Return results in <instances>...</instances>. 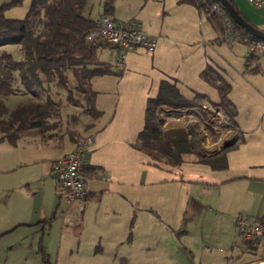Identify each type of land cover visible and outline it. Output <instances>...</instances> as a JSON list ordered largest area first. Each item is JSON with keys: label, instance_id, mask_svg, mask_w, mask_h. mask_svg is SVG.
Returning a JSON list of instances; mask_svg holds the SVG:
<instances>
[{"label": "rangeland", "instance_id": "374dc122", "mask_svg": "<svg viewBox=\"0 0 264 264\" xmlns=\"http://www.w3.org/2000/svg\"><path fill=\"white\" fill-rule=\"evenodd\" d=\"M3 1L0 0V3ZM104 1L87 0L84 12L89 13L91 17L99 16L103 13ZM29 2L30 0H23L20 4L12 5L3 12L6 16L22 17L26 13ZM113 4L114 8L108 12L109 15L126 19L135 14L141 17L146 25L150 19L158 22L166 21L170 31L179 38L189 37L193 33L203 32L204 34L212 31L211 21L206 13L191 2L113 0ZM7 48L14 53L15 57L20 56L21 51L18 45H10ZM114 53H116L115 49L107 45L97 49V58L112 62L115 73L93 75L91 78V84L96 88L100 86V93H102L97 103L98 107L105 109L101 120L110 119L111 121L105 131L101 132L98 128H94L90 115L83 113L80 106L65 100V89L54 84V94L62 99L58 126L43 135L30 129L17 145L7 141L0 142V264H41V257L37 252L40 238L55 264H247L255 262V252L243 250L245 245L240 242L233 250L234 256L229 254V247L224 241L228 230L226 215L215 213L211 209L207 211L204 205L198 202L200 208H196L192 213L186 197L182 199V195L192 193L204 203L207 202L206 199H210L209 195L207 196L200 186L191 187L189 191L187 185L182 187L179 182L172 179L179 176L183 179H200L206 177L204 172L206 169L197 167L195 177L186 170L179 173L175 169L176 165L167 160L166 156L164 157L165 154L140 147L139 131L145 122L147 99L145 93L141 97L139 85L145 66L140 62L130 63V59L127 58V66L121 72L120 68L113 63ZM229 76L235 78L233 71L230 70ZM244 89H247L244 92L247 95L243 101L239 99L236 109L239 110V114L248 115L250 109L256 108L260 102H264V99L253 94L256 91L247 83H237L234 93ZM29 97V93L16 94L7 99V104L14 107L17 102ZM211 108L204 116L205 118L201 117L199 122L196 121L200 128L198 125L194 127L197 132H205L208 141L217 148L200 150L197 153L199 156L220 149L225 141L230 140L223 138L221 140V132L225 131L224 123L222 124L216 117L215 106ZM244 115L242 117L246 118ZM4 116L7 115L4 114ZM125 117L132 123V132H126L121 127ZM90 133L95 137L96 144L101 141V144L95 147L93 144L88 146L89 155L92 153V161H97L101 155V158H107L105 161L110 164L108 157L113 153L110 154L108 143L115 141L113 152L120 158V162L117 164L112 162L110 166L112 169L114 168L123 177L126 176V179L135 180L139 172L138 165L147 162L149 183L151 177L157 179L153 180L158 183L157 185H148L149 191L146 196L148 204L156 211L152 215L143 208L144 204L141 201L134 228L130 224L134 214L131 216V213L124 209L120 210L116 217H111L107 213L106 215L101 212L96 214L95 207L90 206V214H86L87 217H85L88 222L85 223L82 218L80 219L81 213L76 204L70 203L66 197L61 198L56 215L50 222L43 220L36 222L33 219L38 206H43L45 216H49L54 195L59 188L50 167H46L50 155H54L57 149L45 144L51 143L50 146L53 147L63 144L66 146L70 143L69 139L73 138L72 140L75 141L73 149L78 140L92 136ZM180 136L178 150L186 145V141L183 143L185 136L181 134ZM25 140L30 142L23 144ZM171 147L174 152L175 146L171 145ZM40 164L43 165L46 173L42 174ZM163 177L170 179L164 180ZM97 182L102 187L108 183L100 180ZM124 188L125 194H139L141 199V189H135L133 185L130 191L127 190V186ZM65 215L72 217V220L64 222ZM112 223L117 227L112 226ZM238 235L236 233L235 238Z\"/></svg>", "mask_w": 264, "mask_h": 264}, {"label": "crops", "instance_id": "0c3cea01", "mask_svg": "<svg viewBox=\"0 0 264 264\" xmlns=\"http://www.w3.org/2000/svg\"><path fill=\"white\" fill-rule=\"evenodd\" d=\"M235 2L253 24L260 29H264V10L255 8L248 0H235ZM111 17L123 22L131 18H137L143 23L144 29L156 37L157 43L153 50H147L142 46H136L128 50L124 67L120 69L122 72L126 68L127 58L130 59V63L140 62L141 65L145 66L139 85L141 97H143L144 93L146 94V99L149 96L156 95L160 80L167 78L177 86L179 92L186 100L192 102V105L188 106L175 107L161 103L156 107V116L163 130H177L185 133L187 146L181 150L180 161L173 163L176 165L175 169L179 173L186 170L194 177L197 167L200 166L206 169L204 171L206 173V177H203L204 179H183L180 176L172 179L175 182H179L182 187L187 185L189 191L191 187L200 186L206 195H209L208 198L210 199H206L207 202L203 203L192 193L186 194V196L182 195V199L186 197V202H189V209L192 213L196 208H200V205L197 204L198 202L204 205L207 211L211 209L215 213L226 215L228 230L224 241L229 247V254L234 256L233 250L238 247L240 242L245 245L243 250L255 252L256 254V261L247 264H256L260 260H264V233L259 237L260 239L258 238V240L251 242L242 240L239 235L235 238L237 233L235 221L238 216L264 220V102H260L257 106L258 108L252 107L248 115L243 114L244 117L246 116V118H243V115L239 114V110L236 109V104L239 103V99L244 100L245 95H247L244 92L247 89L238 90L237 93H234L237 83H247L256 91L253 94H257L264 99V52L259 54L256 61L246 58L244 55L246 50L245 42L239 40L232 44L226 42L221 31L213 27L211 23V32L204 34L203 32L193 33L189 37L183 36L179 38L170 31L169 24L166 21L158 22L150 19L146 25L143 19L135 14L130 15L126 19H119L116 16ZM218 36L220 38H217ZM115 52L114 60H116L118 50L115 49ZM113 63L116 65V61ZM230 70L233 71L235 78L229 76ZM91 85L97 90V106L99 97L102 94L100 93L101 89L100 86L96 88L93 84ZM212 106L220 107L228 115V118L229 114L232 113L235 124L230 123L229 120L228 123L223 124L225 131L221 132V140L222 138L224 140L234 139V142L224 147L217 154L204 153L203 156H199L197 153L200 150L217 148V146L208 141L205 132H197L194 127V125H198L196 121L199 122L201 117L206 116ZM98 108L102 110L101 115L96 118L90 116V118L93 121L94 128H98L103 132L111 121H109L110 119L102 121L101 117H103L105 109L104 107ZM131 125L132 123L127 120V117L121 123L122 129L126 132H132ZM192 127L195 129H192ZM21 139H24V136L18 139L17 143ZM72 139H69L70 143L66 146L63 144L53 147L50 146L52 145L51 143L45 144L48 147L57 149L53 153L54 155H50L48 165L45 164L47 168L50 167L51 169L52 160L62 157L72 149L75 142ZM93 139V147L101 144V141L96 144L95 137ZM29 140H25L23 144L29 143ZM115 145V141L108 143L109 152L110 154L113 153V155L108 157L110 158V164L105 161L107 158L102 159L101 155L97 161H92V153L89 155V160L87 158L85 161L84 166L86 164H97L101 167L91 173L85 171L87 192L83 200L84 207L80 212V219L82 218L85 223L88 222L85 217H87L86 214H90V206L95 207L96 214L101 212L106 215L107 213L111 217H116L118 212L124 209L129 214L131 213V216L134 214L132 216L134 220L132 218L130 220L131 227L134 228L141 201H143L144 209L152 215L155 213L156 210L152 209L150 204H148L146 196L149 191L148 185L154 186L158 183L153 181L157 179L152 177L149 183L147 162L143 163V165H138L137 169L139 172H137L135 180L126 179V176L123 177L114 168L112 169L110 167L112 162L115 164L120 162V158L113 152ZM160 153L161 151H159ZM221 153L226 158L227 165L225 167L216 168L211 166L210 163L200 161V158H210ZM166 159L169 160V158ZM40 171L42 174L46 173L41 164ZM163 179L168 180L170 178L163 177ZM98 180L108 183L102 187L97 182ZM132 185L135 189H141V199H139V194H125L124 187L127 186V190L130 191ZM100 190L103 191L98 193ZM62 197L64 196L61 195L58 188L54 195L49 216H45V208L43 206H38L33 219L36 222L38 220L50 222L56 215ZM111 225L117 227L113 223ZM100 247L102 246L100 245Z\"/></svg>", "mask_w": 264, "mask_h": 264}, {"label": "trees", "instance_id": "16d2710c", "mask_svg": "<svg viewBox=\"0 0 264 264\" xmlns=\"http://www.w3.org/2000/svg\"><path fill=\"white\" fill-rule=\"evenodd\" d=\"M22 1L4 0L0 3V142L7 141L13 145L30 129L43 135L58 126L62 99L54 94V84L65 89V100L80 106L83 113L99 117L102 110L96 106L97 90L91 85V77L115 73L112 62L97 58V48L106 44H93L86 39L87 32L96 22V17L84 12L87 0H30L24 16L11 17L4 14L3 10ZM179 1L197 5L224 38L223 22L211 7V2L215 0ZM229 1L242 17L253 24L235 0ZM113 8V0L104 1L103 13L108 14ZM232 22L239 41L246 43L260 39L233 19ZM10 45L19 46V57H15L7 48ZM258 56L248 59L256 61ZM24 93H29L30 97L17 102L14 107L7 104L10 96ZM161 103L175 107L192 105L172 81L161 79L156 95L147 98L145 122L139 131L140 147L149 148L155 153L161 151L170 162L175 163L180 161V153L187 146V140L184 137L183 143L186 141V145L178 150L180 134L185 136V133L161 128L156 116V107ZM229 122L235 124L232 113L229 114ZM171 145L175 146L174 152ZM200 161L216 168L227 165L223 153L200 158ZM100 167L97 164H86L83 170L91 173ZM101 191L103 190L98 193ZM251 241L253 240H249ZM37 252L40 254L41 264H55L46 252L42 238Z\"/></svg>", "mask_w": 264, "mask_h": 264}, {"label": "built area", "instance_id": "2783aa9c", "mask_svg": "<svg viewBox=\"0 0 264 264\" xmlns=\"http://www.w3.org/2000/svg\"><path fill=\"white\" fill-rule=\"evenodd\" d=\"M255 8L264 10V0H248ZM218 1H212L211 7L221 18L224 26V39L232 44L238 41V32L228 12ZM86 39L93 43H104L118 50L116 65L122 69L125 64V57L128 50L136 46H142L147 50L156 47V37L149 34L143 27L141 20L131 18L128 21H116L109 14L101 13L96 17V22L86 34ZM244 55L257 57L264 52V40L255 39L247 41ZM216 117L223 123H228V115L215 106ZM220 111V112H219ZM217 118V119H218ZM94 142L93 136H86L75 143L73 149L62 157L51 162V173L60 188L61 195L67 198L70 203L76 204L79 212L84 207V197L87 192L86 173L83 170L86 159L88 158V146ZM72 217L65 215L64 222H70ZM237 233L244 241L256 240L264 233V220L261 218H248L238 216L235 221ZM253 264V263H250ZM256 264H264L260 260Z\"/></svg>", "mask_w": 264, "mask_h": 264}, {"label": "water", "instance_id": "95a60500", "mask_svg": "<svg viewBox=\"0 0 264 264\" xmlns=\"http://www.w3.org/2000/svg\"><path fill=\"white\" fill-rule=\"evenodd\" d=\"M226 9L230 17L233 19L235 23L242 26L245 30H247L249 33L253 34L254 36L264 39V30L260 29L250 22H248L244 17L241 16V14L237 11V9L233 6V4L229 0H218ZM234 142V139H230L228 141H225L224 144L221 145V148L218 150L213 151L210 154H217L220 152L224 147L232 144Z\"/></svg>", "mask_w": 264, "mask_h": 264}, {"label": "bare ground", "instance_id": "6f19581e", "mask_svg": "<svg viewBox=\"0 0 264 264\" xmlns=\"http://www.w3.org/2000/svg\"><path fill=\"white\" fill-rule=\"evenodd\" d=\"M220 112V111H219Z\"/></svg>", "mask_w": 264, "mask_h": 264}]
</instances>
